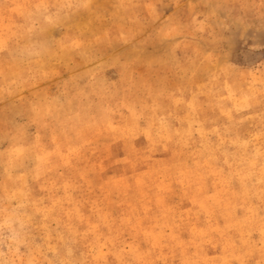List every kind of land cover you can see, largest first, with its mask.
<instances>
[{"label":"rangeland","instance_id":"374dc122","mask_svg":"<svg viewBox=\"0 0 264 264\" xmlns=\"http://www.w3.org/2000/svg\"><path fill=\"white\" fill-rule=\"evenodd\" d=\"M0 264H264V0H0Z\"/></svg>","mask_w":264,"mask_h":264}]
</instances>
